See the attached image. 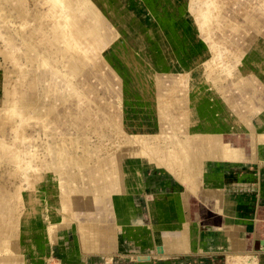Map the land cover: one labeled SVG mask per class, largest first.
<instances>
[{
  "label": "rangeland",
  "instance_id": "374dc122",
  "mask_svg": "<svg viewBox=\"0 0 264 264\" xmlns=\"http://www.w3.org/2000/svg\"><path fill=\"white\" fill-rule=\"evenodd\" d=\"M121 1L145 22L138 28L140 37L131 45V53L148 59L146 71L152 67L162 82L172 81L184 91L187 127L178 137L187 156L178 161L173 173L172 167L162 164L167 161L157 158L165 150H154L155 158L153 140L124 132L120 115L127 110L132 122L135 116L148 118L149 126L154 121L153 115H146L150 103L143 92L121 93L116 78L106 88L94 75L83 80L71 73L62 43L55 45L50 38L53 22L60 16L69 20L67 11L78 14L74 3L0 0V233L3 244L13 245L22 264H75L66 237L60 234L58 242L48 239L49 229L59 231L67 223L75 225L86 243L100 244L106 252L116 244L121 251L144 248V240L134 239L139 226L128 229L131 222L155 226L157 236L150 240L172 252L184 251L182 241L194 232L187 231L186 224L176 226V217L166 212L170 207L171 212L177 209L184 185L192 190L197 182L211 185V168L216 166L206 165L207 160L220 165L245 159L247 152L257 150L252 146L256 138H248L238 121L237 106L248 104V116L255 124L264 120V59L256 61L249 55L253 40L254 49L264 41V0ZM125 32L123 42L130 37ZM114 33L115 26L105 20L93 40L88 34L79 36L82 48L77 53L86 61V54L100 53L111 66L113 62V68L115 63L116 71H122L128 86L132 81L123 70L131 59L122 61L118 55L127 45L115 48L108 42V53L102 47ZM164 48L168 57L163 56ZM142 75L138 80L144 79ZM25 79L34 83L27 100V91L21 88L23 99L14 92V86ZM86 84H92L95 92ZM108 131L113 135L103 136ZM189 155L205 163L190 166L194 160ZM147 167L162 170L181 189L162 191L164 198L155 200L150 194L135 193L127 184L140 181L144 188L143 176L152 175ZM128 192L135 198L125 201L123 194L133 197ZM38 201H42V212L37 213ZM143 207L151 215H144ZM50 244L55 246L48 251ZM8 255H3V264H13Z\"/></svg>",
  "mask_w": 264,
  "mask_h": 264
},
{
  "label": "bare ground",
  "instance_id": "6f19581e",
  "mask_svg": "<svg viewBox=\"0 0 264 264\" xmlns=\"http://www.w3.org/2000/svg\"><path fill=\"white\" fill-rule=\"evenodd\" d=\"M62 2L63 3L70 2L71 4L74 3L75 9L78 11V14L77 13L72 14L71 12L67 11L68 15L70 14L69 20H68V18H61V16H60V19L58 21L57 20L55 21L56 23L53 22L52 29L54 32V36L51 37L50 39L52 40V43H54L55 45H57L58 43H62V45H63L62 50H64V53H67L69 55V69L71 70V73L74 76H82L83 80H87L91 75L92 76L94 75L97 77L98 81L100 82L99 83L100 86H103L106 88L113 86L114 82H115V78H116V80H117L116 82L119 83V89L121 90V93L122 92H124V93L128 92L129 93L130 91H132V89H134L135 91L137 90V91L143 92L144 97L147 100V104H148V102L150 103V107H149L150 111L148 113H146V112L145 113H146V115L150 114V115H153V117H154V119H153L154 121H153L152 125H150V126L147 125L146 122H147L148 118H146V117L143 118L141 116H135V115H134L135 117H133V120H136V121L132 122V118H131L132 114H129V112L131 110H127L126 111L127 114H124L123 116L120 115L121 127L125 133L135 134V135H132L133 137L138 135V137H141L143 139L153 140L152 154L154 157H155L154 150L156 153L160 149L165 150L166 152L161 154V155L158 154L157 158L159 160L167 161L166 163H162V164H165L167 167H170V168L172 167L173 168L172 172L175 173V171H176L175 168L178 166V161L180 159L182 160L183 158H185L187 156L185 150L180 148L182 142H181L180 138L178 137V134L180 133V131L184 130L186 132L187 124H186V120L184 118L186 98L184 97L185 96V94L183 93L184 91L182 92L179 89H177L176 85L174 83H171L172 81L171 82L169 81L168 83L162 82L160 80L159 73L154 72L151 69L152 67H150L146 71L145 66L150 65L148 59H143L141 56H139L140 58L138 59L137 57H135V55H133L131 53V52H133L131 45H133V44L135 45L136 43H138V39L140 37V32L138 31V28H141V26L144 25L145 22H143L141 19L137 18L133 14V12H131L128 8H126L121 0H62ZM53 5L55 8L57 7V3L55 1H53ZM58 10L59 9L57 8V11ZM74 16H75V18H74ZM260 17H261V15H260ZM73 18H74V20H73ZM89 18H90V22H87V20ZM258 19H260V18L258 17ZM105 20L110 21L115 26L116 33L112 34L113 35L112 39L105 41L102 44V47L105 49L108 42L114 43L113 46L117 45V44L120 46L122 44L127 45V48L124 49L123 52L120 51L121 53L119 52L118 55H119V57H121L122 61H126L128 59H131L130 63L127 64V68L123 70V72L128 76L127 80L129 78L132 81L131 85H128V86L125 85V83L123 82V78H122V75H124L122 73V71H120V73L118 71H116L114 69V68H116L115 63H114V68H113L112 67L113 62L111 63L112 64V66H111L110 63L108 62V60L104 56H101L100 53H98L97 55L95 53H90L89 55L86 54L87 61L85 59H83V57L80 56L79 53H77V49L82 48L81 40H80L81 37H79V36L88 34L90 39H91V38H93V35L100 34L101 29L104 26ZM252 21H253V19H252ZM73 25H75V27ZM125 29L127 30V34L128 33L130 34V37H127V39H125V41L123 42L122 32L126 33ZM261 31H264V30H261ZM91 40H93V39H91ZM252 44L253 45L249 46L250 47V54L249 55L251 57H253L256 61H259L260 59H264V41H262L258 45L259 48H257V49H254V47H253L255 45V40H253ZM138 46H139L140 50L144 49V46L142 45V43H140ZM152 47H151V49H152ZM107 49H105V51L108 53ZM253 49H254V51H253ZM153 51H154V48H153ZM163 54H164L163 55L164 57H168L169 53L165 48L163 49ZM153 58H155V57H153ZM156 59H157V57H156ZM87 64L90 65L87 69H84L81 67V66L84 67ZM152 64H153V62H152ZM105 66H107V68H105ZM118 69H120V67H118ZM144 69L146 72L143 71ZM158 69H159V67H158ZM142 72L144 74V75H142L144 77V79L138 80V76L140 74H142ZM8 79H9V77H8ZM85 86L89 91L90 90L94 91L92 84L91 85L86 84ZM33 87H34V83L30 79H25L24 81H21V82L19 81L14 86L15 95H18L23 99V95L19 94L20 92H22V90H21V88H22L24 91H27L29 93L28 96L26 97V100H27L30 97V93H31ZM120 90H119V92H120ZM130 100H132V99H130ZM133 100H134V98H133ZM134 101L136 102V101H138V99L134 100ZM139 101L141 102V100H139ZM251 101H253V99ZM22 102L24 103V100H22ZM141 104H143V103H141ZM134 107H135V105H134ZM248 107H249V105L244 104V103H241L237 106V108L241 111L240 114H238V121H239V123H241L243 125L244 134L248 138L255 137L257 140L253 145L250 144L248 147L250 148V147L254 146V147H256L257 150L255 153L247 152V154L245 155L246 156L245 159H242V158L240 160L233 159L231 161H233V162L234 161H255L259 166V171H261L262 170L261 167L264 165V120L260 121L261 123L259 122L258 124H255V122L248 116V111H249ZM139 108H141V107H139ZM141 109L143 111L144 108L142 107ZM138 111H140V109L137 110L136 112H138ZM140 114H141V112H140ZM142 114H144V113H142ZM110 133L113 135L112 132L108 131L107 135L103 134V136H106V137L111 136ZM216 140L220 141L221 136L220 137L218 136ZM78 142L80 143V141H78ZM229 144L230 145L233 144V141L230 142ZM243 147H244V145H243ZM190 157L191 156L189 155L188 159H190ZM196 159H198V157H196ZM192 160H194V161H192ZM191 161L192 162L189 164L190 166H196V165L200 166L202 163H205L203 160L193 159V155L191 157ZM205 164L209 165L210 167H212L214 165L216 166L215 168H211L213 180H211L210 182H211L212 189H210V190H208V192H206L207 190L204 191L205 186H204L203 182H197L195 190H192V188H190V186L188 187L187 185L186 186L184 185V192H186V193H191V192L197 193L199 195L205 196L206 198H209L211 196L210 195L211 193H213V195L218 193V194H220L219 196L222 197L221 194H223V190H225L227 188V185H229V184H226V183H224V181H222L221 174L217 171V167L220 165L215 163L214 161H213V163H211V161H209V160H207ZM160 171H162V170H160ZM178 181L182 183V181L180 179ZM140 183H142V182L135 181V182H130L127 185H129V186L132 185V189L135 193H137L139 191L140 193H142L141 194L142 196H148L150 193H146V194L143 193L142 192L143 191V188H142L143 185L141 186ZM143 184H144V182H143ZM145 186H144V188H145ZM144 191H146V190H144ZM226 196H229V195H224L222 197L223 198L222 201H225V200H226V202L228 201V206L226 209V210H228L227 213L233 214L234 208H236L235 199L231 198V197H230V199H226ZM220 199H219V201H220ZM202 202L204 203V201H202ZM205 202H206V199H205ZM219 204H220V202H219ZM222 205H223V203H222ZM213 206L215 207V205H213ZM41 209H42V201H38L37 206L35 207V211L37 213L40 211L42 212ZM143 209L145 210L144 215L145 214L151 215V213H150V211H148L147 207H143ZM171 209L172 208L170 207L168 209V211H166L167 214H170V215L176 217L177 209L173 210L172 212H171ZM186 219H188V218L186 217ZM225 223H226V221H225ZM172 224H175V223H172ZM185 224H186L187 231H191V232L193 231L196 234L193 233V236H188L185 240L182 241L184 251L190 250L193 248L199 249V248H204V247L206 249H209V250H227V252L230 250H232V251H243V252H244V250H247V246L245 245V242L241 241L240 239L235 245H232L233 241H231L232 237L230 235H227L228 237H226L225 233L223 234V233L219 232L220 234H223V235L217 234L218 230L214 225L212 227H210L211 232L208 231L205 234L206 236H202L200 233V227H199L200 225L197 224L196 222H186V223H182V224L179 223V224H176V226L177 225H185ZM22 226L24 227L23 221H22ZM52 229L48 230L49 234H50L48 239L51 242H58L57 238L60 237V234H62L63 237H66L71 244V253L73 255L71 258V261L76 263V264H86L84 261L85 257L90 253L91 254H101L102 253L106 256H110L114 253H116V254L117 253H123V254H127L131 258L132 257L135 258L136 260H139L137 258L138 256H147L148 258L151 257L150 254L138 252V251L144 250V248H138V247H143V246H138L136 249L130 248L127 251H121V249H122V248H120L121 245L116 244V246H118V247H116L113 250L111 249L110 250L111 252H106L108 249L103 248L100 244H95V243H91V242L86 243V239L83 238L78 233L74 224L71 225L70 223H67L63 228H59V231L52 230ZM147 229L149 232V239L150 238L155 239L156 238L155 235L157 236L156 227L147 225ZM237 230H238V226H237ZM134 233H137V231ZM237 233H238V231H237ZM236 235L237 234H235L234 236H236ZM1 237H2V235L0 233V264H3L5 262L4 256L7 253L9 254L8 256L11 257L13 264H22L21 256L17 252H13V250H14L13 245L12 244H8V245L3 244ZM142 237H144L142 234L137 233L136 237H134V239H136L137 241H139L141 243L144 239ZM260 245L262 246V248H264V239L262 240V243H260ZM54 246L55 245H51V244L46 245V249L49 251L50 248L54 247ZM154 247H155L154 249H155L156 255L167 254L169 252H172L169 248H167L161 244H156L155 240H154Z\"/></svg>",
  "mask_w": 264,
  "mask_h": 264
},
{
  "label": "crops",
  "instance_id": "0c3cea01",
  "mask_svg": "<svg viewBox=\"0 0 264 264\" xmlns=\"http://www.w3.org/2000/svg\"><path fill=\"white\" fill-rule=\"evenodd\" d=\"M144 169L150 171L152 170L151 176H143V182H145L146 186L142 191L145 194L150 193L151 199L155 200L158 198H164L165 193H163L162 191L167 190L170 193L177 192L178 185L170 178H168L165 172L160 170L158 171V169L156 168L147 167ZM261 169L262 170L259 171V166L255 161H225L217 167V171L221 174L222 181H224V183L226 184H229L227 185V188L223 190V194H221L222 197L224 195H229L226 196V199H230V197L235 199L236 208H234L233 214L227 213L228 210L226 209L228 206V201H222L223 198L219 196L220 194L218 193L213 195V193L210 192L211 196L209 198H206L205 196L199 195L197 193L184 192L182 195H180L178 200L179 204L177 207L176 220L179 223L182 224L186 222H196L200 225V233L202 236H206L205 234L208 231L211 232L210 227L214 225L218 230L217 234L223 235L225 233L226 237H228L227 235H230L232 237V245H235L239 241V239L245 242L247 250H244V252L232 250L228 252L227 250H209L204 247L199 249L193 248L185 251H174L167 254L156 255L154 242L149 239V232L147 226H145L146 224L131 222L129 225H132V227L129 226L128 229H132L135 225L139 226L137 227V233L144 236L142 237L144 238V250L138 252L150 254L151 257L149 259L136 260L135 258H131L127 254L123 253H114L110 256L89 254L85 257V263L264 264V251L261 250L262 246L259 242L260 240L264 239V165L261 167ZM164 179L166 180L164 181ZM204 186V191L207 190L206 192L212 189L211 185ZM128 193H132L133 197H130L128 199L123 194L122 196L124 200H133V198H135V194L133 192ZM155 194H157V197L155 196ZM140 200L142 202L143 197H141ZM202 201H204V203ZM222 203L224 206L222 205ZM213 205H215V207ZM186 217L188 219H186ZM219 232L223 234H220ZM235 234H237L238 236H234Z\"/></svg>",
  "mask_w": 264,
  "mask_h": 264
},
{
  "label": "water",
  "instance_id": "95a60500",
  "mask_svg": "<svg viewBox=\"0 0 264 264\" xmlns=\"http://www.w3.org/2000/svg\"><path fill=\"white\" fill-rule=\"evenodd\" d=\"M259 242L262 243V240H260ZM137 258H138L139 260L148 259L147 256H138Z\"/></svg>",
  "mask_w": 264,
  "mask_h": 264
}]
</instances>
